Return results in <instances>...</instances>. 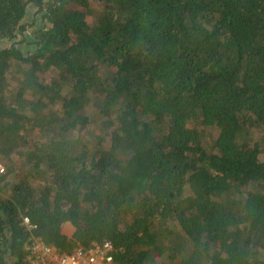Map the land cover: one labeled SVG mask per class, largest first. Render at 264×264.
<instances>
[{"label": "trees", "instance_id": "obj_1", "mask_svg": "<svg viewBox=\"0 0 264 264\" xmlns=\"http://www.w3.org/2000/svg\"><path fill=\"white\" fill-rule=\"evenodd\" d=\"M0 41V264H264V0H0Z\"/></svg>", "mask_w": 264, "mask_h": 264}, {"label": "built area", "instance_id": "obj_2", "mask_svg": "<svg viewBox=\"0 0 264 264\" xmlns=\"http://www.w3.org/2000/svg\"><path fill=\"white\" fill-rule=\"evenodd\" d=\"M2 171L1 167L0 172ZM24 223L29 224L28 218H24ZM29 249L32 253L29 264H118L113 257V245L108 240L66 253L45 244L39 238H34Z\"/></svg>", "mask_w": 264, "mask_h": 264}, {"label": "rangeland", "instance_id": "obj_3", "mask_svg": "<svg viewBox=\"0 0 264 264\" xmlns=\"http://www.w3.org/2000/svg\"><path fill=\"white\" fill-rule=\"evenodd\" d=\"M25 22L27 25H29V27L23 33V34H25V36H29V32H31L33 28L41 26L39 14H37V8L35 6H31L29 8L28 13H27L26 18H25ZM14 43L17 46H20L24 51L30 49L29 41L22 42V35H19L17 37V39H15ZM8 44L9 43H7V42L0 41V47L6 46ZM213 133H215V132H213ZM1 167H2V164H0V168Z\"/></svg>", "mask_w": 264, "mask_h": 264}]
</instances>
